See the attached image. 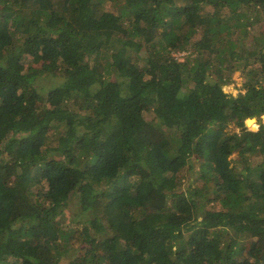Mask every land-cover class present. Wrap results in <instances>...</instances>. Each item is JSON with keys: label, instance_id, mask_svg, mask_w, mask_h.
Here are the masks:
<instances>
[{"label": "trees", "instance_id": "trees-1", "mask_svg": "<svg viewBox=\"0 0 264 264\" xmlns=\"http://www.w3.org/2000/svg\"><path fill=\"white\" fill-rule=\"evenodd\" d=\"M263 85L264 0H0V264H264Z\"/></svg>", "mask_w": 264, "mask_h": 264}, {"label": "rangeland", "instance_id": "rangeland-1", "mask_svg": "<svg viewBox=\"0 0 264 264\" xmlns=\"http://www.w3.org/2000/svg\"><path fill=\"white\" fill-rule=\"evenodd\" d=\"M107 10H108L107 12L112 11V9H109L108 7H107ZM179 55H181V54H179ZM234 66H235L234 71H232V73H230L228 75L229 76L228 80H227L226 84L224 85L225 93L227 95L229 94V96H232V97L236 96L240 91H245L246 87L250 84V80H249L250 75L245 74V69H244L243 63L241 61H236L234 63ZM41 82L47 86V84H49L52 81H50L49 78H46ZM254 82L256 83V78H254ZM260 84H261V81L258 82V85H260ZM262 120L264 121L263 117H262ZM249 126H251L253 129H257L259 127L258 119L256 118V121L252 125H249ZM226 129L230 130V131L236 130L237 127H236L235 121L229 120L227 122ZM230 157L231 158H238L239 157L238 151H235ZM66 218L69 222H71V221L73 222L72 214L68 213L66 215Z\"/></svg>", "mask_w": 264, "mask_h": 264}, {"label": "water", "instance_id": "water-1", "mask_svg": "<svg viewBox=\"0 0 264 264\" xmlns=\"http://www.w3.org/2000/svg\"><path fill=\"white\" fill-rule=\"evenodd\" d=\"M262 79H263V78H262ZM251 81H252V80H251ZM251 81H250V82H251ZM262 117L264 118V115H263ZM250 119H255V118H249L248 120H250ZM248 120H247V123H248Z\"/></svg>", "mask_w": 264, "mask_h": 264}]
</instances>
